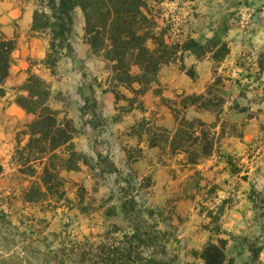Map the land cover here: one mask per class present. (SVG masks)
I'll use <instances>...</instances> for the list:
<instances>
[{
	"label": "rangeland",
	"instance_id": "374dc122",
	"mask_svg": "<svg viewBox=\"0 0 264 264\" xmlns=\"http://www.w3.org/2000/svg\"><path fill=\"white\" fill-rule=\"evenodd\" d=\"M244 5L240 0L150 3L153 31L160 39L177 45L194 38L205 53L178 52L144 93L145 86L123 84L113 63L91 52L83 39V13L75 10L71 51L49 59L46 55V66L55 75L47 81L58 97L50 104L61 117L74 120V143L83 162L77 170H63L51 192H34L35 200L28 201L26 192L37 178L21 174L13 158L0 161V264H200L194 252L220 239L227 240L236 264H264L261 226L226 221L224 208H211L206 196L219 186L206 176L207 167L216 168L223 185L264 186L260 160L233 157L231 175L225 170L228 160L218 154L228 128L244 122L248 112L241 116L232 111L241 104L230 88L224 91V74L202 94H174L160 80L162 72H205L198 65L207 60L213 61L215 72L225 71L222 63L232 51L234 27L248 19ZM38 68L28 76L49 73ZM20 80H10L18 82L11 86L18 93L27 78ZM192 106L213 118H198ZM218 123L221 128L216 129ZM180 128L194 135L207 131L212 154L204 156L200 146L185 141L189 134L177 139L184 146L173 149L170 141ZM197 154L198 162H191ZM116 248L118 256L112 252Z\"/></svg>",
	"mask_w": 264,
	"mask_h": 264
},
{
	"label": "trees",
	"instance_id": "16d2710c",
	"mask_svg": "<svg viewBox=\"0 0 264 264\" xmlns=\"http://www.w3.org/2000/svg\"><path fill=\"white\" fill-rule=\"evenodd\" d=\"M38 8L34 12V30L47 33L50 56L71 51L69 36L74 25V12L80 9L84 16V41L94 55H103L113 63V71L118 80L129 87L139 83L146 87L155 82L160 70L170 63L178 52H191L197 55L205 53V48L194 38L184 43L171 45L160 39L153 28L155 20L151 16L150 3L159 0H37ZM151 43L153 45H151ZM16 41L4 35L0 25V91L10 75L12 54ZM46 57V59H47ZM137 69V71L134 70ZM195 79L193 70L187 71ZM61 94V93H59ZM57 99L49 82L37 73H31L17 95L16 102L26 112L36 118L28 125L26 133L29 139L25 144L19 141L14 159L21 174L37 178L26 192L28 201H34L36 194H47L59 186L63 170H77L84 155L74 143L78 133L75 122L68 115L54 109L50 102ZM188 122V121H186ZM198 123H205L197 119ZM193 127L194 123H190ZM185 129H177L170 141L173 149H179L177 139L188 136ZM190 133L185 141L191 146H200L204 156L213 152V142L207 131L200 135ZM169 138L167 137V140ZM170 140V139H169ZM155 146V142H153ZM198 154L191 162H198ZM231 159H228L230 162ZM1 168V166H0ZM220 230V227H217ZM115 256L119 249H113ZM200 264H236L227 252V240L209 242L202 250L195 251ZM258 256V255H256Z\"/></svg>",
	"mask_w": 264,
	"mask_h": 264
},
{
	"label": "crops",
	"instance_id": "0c3cea01",
	"mask_svg": "<svg viewBox=\"0 0 264 264\" xmlns=\"http://www.w3.org/2000/svg\"><path fill=\"white\" fill-rule=\"evenodd\" d=\"M245 1H249L247 7L244 5ZM240 2L247 9L248 19L246 25L241 21L238 27H234L232 51L222 63V69L226 68L225 71L215 72L213 61L207 60L205 65H198V69L205 68L206 71L199 70L195 79L186 74L182 75L181 72H175L174 75L162 72L160 80L168 82V87L174 94H180L183 90L188 94H202L219 76H227L223 78L227 83L224 91L228 93L231 89L241 104V107H233L232 111L241 116L248 112V117L244 122L234 123L233 130L228 128L221 140L224 146L218 154H223L227 160L235 156H242V160H260L264 175V0ZM37 8V0H0L1 29L6 37L16 41L10 75L2 86L4 93L0 91V161L5 157L15 160L18 143L21 141L25 144L28 141L26 130L35 118L34 114L26 112L17 104L18 91L13 90L11 86H16L18 82L13 83L10 80L21 78L22 82L28 78L30 70L40 72L38 67L41 66L49 72L42 76L43 78L50 81L55 77L46 66L50 39L48 36L40 38L39 34L42 32L34 30L33 27L34 12ZM191 110L198 118H213L207 110H199L195 106H192ZM169 121L173 124L175 122L171 117ZM217 128H221V123L217 124ZM215 154L216 152L209 157L213 158ZM225 166L227 172L235 175L229 162H225ZM206 171V176L219 185L212 194L210 192V195H206L209 197L208 202L212 204L211 208H224V218L232 224L247 223L255 227L260 225L264 235V186H255V189L234 184L226 186L221 184V177L216 168L207 167Z\"/></svg>",
	"mask_w": 264,
	"mask_h": 264
}]
</instances>
